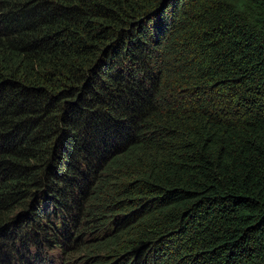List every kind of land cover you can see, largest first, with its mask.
Returning <instances> with one entry per match:
<instances>
[{
    "label": "trees",
    "instance_id": "trees-1",
    "mask_svg": "<svg viewBox=\"0 0 264 264\" xmlns=\"http://www.w3.org/2000/svg\"><path fill=\"white\" fill-rule=\"evenodd\" d=\"M44 245L264 264V0H0V264Z\"/></svg>",
    "mask_w": 264,
    "mask_h": 264
},
{
    "label": "rangeland",
    "instance_id": "rangeland-1",
    "mask_svg": "<svg viewBox=\"0 0 264 264\" xmlns=\"http://www.w3.org/2000/svg\"><path fill=\"white\" fill-rule=\"evenodd\" d=\"M78 229V228H77ZM74 233V232H73ZM91 233L84 231L80 238L88 239ZM76 236V235H75ZM71 240L66 242V245H72L73 243H69ZM34 250L37 252V255H34ZM68 247L64 246H38L31 247L30 254H28V262L29 264H89L90 260L86 261V259L79 257L80 254H74L72 257L69 256L70 252H67ZM4 254H7L4 253ZM13 255L10 253V256ZM88 262V263H87Z\"/></svg>",
    "mask_w": 264,
    "mask_h": 264
}]
</instances>
